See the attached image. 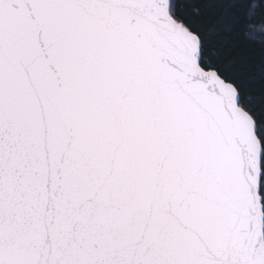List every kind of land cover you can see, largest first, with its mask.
<instances>
[{
	"label": "snow or ice",
	"instance_id": "snow-or-ice-1",
	"mask_svg": "<svg viewBox=\"0 0 264 264\" xmlns=\"http://www.w3.org/2000/svg\"><path fill=\"white\" fill-rule=\"evenodd\" d=\"M258 15L0 0V264H264Z\"/></svg>",
	"mask_w": 264,
	"mask_h": 264
},
{
	"label": "trees",
	"instance_id": "trees-1",
	"mask_svg": "<svg viewBox=\"0 0 264 264\" xmlns=\"http://www.w3.org/2000/svg\"><path fill=\"white\" fill-rule=\"evenodd\" d=\"M262 22H264V16L258 15L254 19L257 29ZM225 40L248 60L258 62L261 59V44L259 42L247 41L242 30L239 33H234L232 36L225 37Z\"/></svg>",
	"mask_w": 264,
	"mask_h": 264
}]
</instances>
